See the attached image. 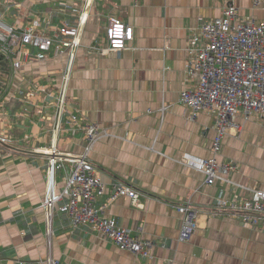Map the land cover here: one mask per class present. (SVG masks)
Segmentation results:
<instances>
[{"label":"crops","instance_id":"1","mask_svg":"<svg viewBox=\"0 0 264 264\" xmlns=\"http://www.w3.org/2000/svg\"><path fill=\"white\" fill-rule=\"evenodd\" d=\"M17 2L20 7H9ZM76 6L87 19L81 25V48L68 86V106L89 122H97L108 135L97 143L91 158L105 194L97 200L104 214L140 239L157 245L152 258L136 257L87 226H73L69 217L55 211L52 233L41 207L47 186L44 149L57 145L64 156L83 152V131L64 122L55 131L54 96L67 66V55L53 47L45 61L25 62L20 70L2 63L0 81V264H39L51 256L66 264H264V215L256 227L238 213L217 209V199L235 195L217 181L206 184L205 175L181 163L186 155L210 156L215 119L200 113L195 120L180 102V92L194 87L187 75V38L199 17L213 19L234 3L245 20L264 23V4L253 0H0V22L26 24L35 17L62 25L75 23L62 4ZM14 13L8 15L9 12ZM8 15V16H7ZM84 16V15H83ZM82 16V17H83ZM110 16L133 25L134 39L118 52L92 53L88 44L106 42ZM17 17V18H16ZM54 29V28H53ZM30 49V48H29ZM32 50V49H31ZM169 105L165 113L159 109ZM237 131L223 138L219 162L231 163L229 177L249 188L264 189V118L252 114ZM71 162L64 159L61 176ZM129 181L141 192L137 203L119 197L111 203L114 183ZM234 191V192H233ZM190 200L197 223L190 241H179L181 218L175 205Z\"/></svg>","mask_w":264,"mask_h":264},{"label":"built area","instance_id":"2","mask_svg":"<svg viewBox=\"0 0 264 264\" xmlns=\"http://www.w3.org/2000/svg\"><path fill=\"white\" fill-rule=\"evenodd\" d=\"M253 3L258 6L264 4V0H253ZM107 32L113 37L110 44H93L89 52H118L134 39L133 26L116 16L109 17ZM78 36V28L64 23L52 34L46 30L35 34L29 31V27L20 31L10 27L1 39L7 44L22 42L13 48L2 44L4 51L8 53V62H12V67L17 70L23 68L26 61H45L53 47L56 48V54L68 57L56 94L45 87L42 90L47 95L54 96L52 103L55 106V131L58 132L64 122L80 127L83 131V152L80 155L64 156L57 145L43 151L48 157V179L41 207L46 215L48 233H52L54 213L59 211L68 216L72 215L73 226H87L114 241L120 249L137 253L136 257L152 258L153 254L149 257L146 254L155 246L151 243L152 240L142 241L133 237L128 229L119 228L115 218L104 215L106 205L100 206L97 203L105 194V183L96 174L97 165L91 154L100 139L109 133L97 122L87 121L79 111H71L68 106L69 80L77 59V51L82 46V42L75 39ZM230 37L232 41L229 40ZM187 42L193 49H186V71L195 80V86L184 88L180 92L179 100L189 111L192 120L205 112L211 114L215 122L210 156L195 158L186 155L180 162L202 172L208 185L221 181L231 186L234 191H249L252 194L249 199L241 195H235L232 200L217 199V209L238 213L249 226L259 224L264 189L249 188L233 181L229 177L233 165L219 162L218 157L222 151V140L229 129L240 131L243 128V124L236 122L239 113H242L244 120L249 119L252 114H259L264 118V23L246 21L240 16L238 6L223 8L219 17H199V24L191 29ZM27 47H35L38 51L31 53ZM168 108L169 105L163 104L159 111L165 113ZM10 141L8 135L0 136L2 145ZM64 159L71 162V168L68 173L64 171L60 183L59 171L63 170ZM141 196V192L131 182L117 181L114 183V193L107 203L119 197H129L137 203ZM175 208L182 221L179 238L187 241L196 228L198 211L189 199L176 203Z\"/></svg>","mask_w":264,"mask_h":264},{"label":"bare ground","instance_id":"3","mask_svg":"<svg viewBox=\"0 0 264 264\" xmlns=\"http://www.w3.org/2000/svg\"><path fill=\"white\" fill-rule=\"evenodd\" d=\"M17 2H7V5L9 6V7H14V8H19L20 7V3H19V6H17ZM237 5L236 4H234V3H229V4H227L224 8H227V9H229V8H231V7H236ZM239 8V7H238ZM12 13H14V11H11V12H9L8 13V15H10L11 16V14ZM7 15V16H8ZM17 18V17H16ZM84 19H85V17H84ZM86 19H87V17H86ZM246 21H253V22H255L256 20L254 19V18H250V19H248V20H246ZM36 22H38V23H36ZM64 23H68V22H64ZM63 23V24H64ZM62 24V25H63ZM71 25H73V26H75L73 23H70ZM61 25H59L58 26V28L60 27ZM133 26V25H132ZM10 27H12V28H14L15 30H17V31H20V30H23V29H25V28H27V27H29V31L30 32H32V33H35V34H38V33H41V32H43L44 30H46V32L47 33H53L54 32V30L57 28L56 26H54V24L53 23H51V21L49 20V19H42V18H40V17H35V18H33L31 21H29L28 23H26V24H20V23H16V24H14V25H8V24H6L5 22H0V54L4 57V60L5 61H8V59H7V55H8V53L6 52V51H4L5 49H4V47H3V45L2 44H4V45H8V46H10L11 48H13V47H15V45L16 44H18V43H22V42H15V43H11V44H7V43H5V42H3L1 39H2V37L4 36V34L7 32V30H8V28H10ZM54 28V29H53ZM134 28V27H133ZM79 29V28H78ZM248 35H246V37H247ZM46 37H48V38H54V37H50L49 35H46ZM105 37H106V42H105V44H100V43H94L96 46H104V45H107V44H110V42L112 41V36L111 35H109L108 34V32H107V30H106V34H105ZM75 39H78V40H81V29H79V36L78 37H76ZM229 40L230 41H232V38L230 37L229 38ZM28 49H29V52H31V53H36L38 50L35 48V47H27ZM32 49V50H31ZM187 49H193V46H190V45H188V43H187ZM13 54V53H12ZM222 143H223V140H222ZM252 212V214H254V216H256V217H258L253 211H251ZM61 213V212H60ZM62 214H65V213H62ZM67 215V214H66ZM105 215V214H104ZM262 215H264V202L262 203ZM262 215H260V218H261V216ZM68 216V215H67ZM106 216V215H105ZM69 219H70V222L72 221V215L70 214L69 216ZM72 223V222H71ZM181 224H182V222H181ZM73 225V224H72ZM116 225L119 227V228H121V229H124V230H127V228H125V227H123V226H121L120 224H119V222L116 220ZM80 226H84V225H80ZM257 226V224H255V225H253L252 226V228H254V227H256ZM196 229V228H195ZM195 229H194V232H195ZM129 230V229H128ZM180 230H181V228H180ZM130 231V230H129ZM96 232H98V231H96ZM194 232H193V234H194ZM99 234H101L100 232H98ZM130 233H131V231H130ZM48 234H50V233H48ZM193 234H192V236H191V238L193 237ZM102 235V234H101ZM131 235L133 236V237H137V236H134L132 233H131ZM102 236H104V235H102ZM179 236H180V233H179ZM104 237H106V236H104ZM107 238V237H106ZM138 238V237H137ZM191 238L189 239V240H187V241H190L191 240ZM109 239V238H108ZM138 239H140V238H138ZM109 240H111V239H109ZM140 240H142V241H144V240H152L151 241V243L153 244V245H157V242L155 241V240H153V239H140ZM112 241V240H111ZM179 241H181L180 240V238H179ZM112 242H114V241H112ZM181 242H186V241H181ZM145 244H143V246H144ZM154 246V247H155ZM153 247V248H154ZM129 251V250H128ZM133 253V252H132ZM135 256H136V254L135 253H133ZM146 254H148V257L149 256H152V250H148L147 252H146ZM39 264H65V263H63V262H61L60 260H58V259H56V258H53V257H51V256H48V257H46V258H40L38 261H37Z\"/></svg>","mask_w":264,"mask_h":264},{"label":"rangeland","instance_id":"4","mask_svg":"<svg viewBox=\"0 0 264 264\" xmlns=\"http://www.w3.org/2000/svg\"><path fill=\"white\" fill-rule=\"evenodd\" d=\"M61 8H63V9H60V11L64 10V8H69L70 12H72V15L78 16L77 22L75 23V27L81 29V25H82V23H84V21L86 19V16H85L86 13H84V12L81 13V10L78 7H76V6H74V7L70 6L69 7V6L65 5L64 3L61 5ZM83 15H84L85 19H84V17L82 18ZM108 25H109V20H108L107 27H108ZM58 26L59 25H56L57 28H58ZM107 27H106V30H107ZM93 44L94 43H91V44L87 45L88 46V50H89L90 46H92Z\"/></svg>","mask_w":264,"mask_h":264},{"label":"trees","instance_id":"5","mask_svg":"<svg viewBox=\"0 0 264 264\" xmlns=\"http://www.w3.org/2000/svg\"><path fill=\"white\" fill-rule=\"evenodd\" d=\"M4 62H6V61L4 60V57L0 54V72L3 71V69H2L3 64L2 63H4ZM2 91H3V86H2V82L0 81V94L2 93Z\"/></svg>","mask_w":264,"mask_h":264}]
</instances>
